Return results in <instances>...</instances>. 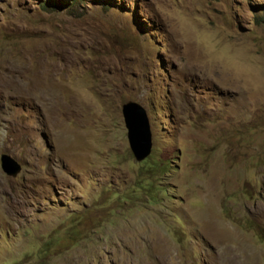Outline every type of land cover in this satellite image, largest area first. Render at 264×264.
Listing matches in <instances>:
<instances>
[{"label":"rangeland","instance_id":"1","mask_svg":"<svg viewBox=\"0 0 264 264\" xmlns=\"http://www.w3.org/2000/svg\"><path fill=\"white\" fill-rule=\"evenodd\" d=\"M1 154L0 264H264V0H0Z\"/></svg>","mask_w":264,"mask_h":264},{"label":"water","instance_id":"2","mask_svg":"<svg viewBox=\"0 0 264 264\" xmlns=\"http://www.w3.org/2000/svg\"><path fill=\"white\" fill-rule=\"evenodd\" d=\"M121 114L130 150L134 158L141 161L151 151V131L145 108L140 103L129 100L122 104ZM0 167L9 176H15L20 171V164L8 154L0 155Z\"/></svg>","mask_w":264,"mask_h":264}]
</instances>
